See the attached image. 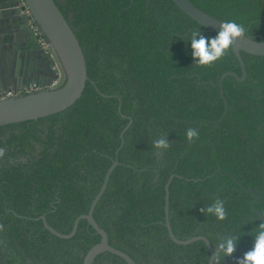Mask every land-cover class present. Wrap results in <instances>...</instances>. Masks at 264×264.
Instances as JSON below:
<instances>
[{
	"label": "trees",
	"instance_id": "trees-1",
	"mask_svg": "<svg viewBox=\"0 0 264 264\" xmlns=\"http://www.w3.org/2000/svg\"><path fill=\"white\" fill-rule=\"evenodd\" d=\"M82 49L88 80L81 97L57 114L0 127V264H82L100 236L80 220L116 159L93 211L108 244L136 264H207L203 236L240 237L236 260L253 246L264 216V57L232 49L211 68L194 65L190 34L199 26L171 0H53ZM264 41V0H190ZM199 137L189 142L186 131ZM122 136V137H121ZM167 149H155L159 138ZM123 141V144H121ZM118 153L116 154V151ZM160 153L157 155V153ZM216 199L227 219L202 213ZM92 264H126L105 252Z\"/></svg>",
	"mask_w": 264,
	"mask_h": 264
},
{
	"label": "water",
	"instance_id": "water-1",
	"mask_svg": "<svg viewBox=\"0 0 264 264\" xmlns=\"http://www.w3.org/2000/svg\"><path fill=\"white\" fill-rule=\"evenodd\" d=\"M171 1L199 26L210 32L218 33L220 24L223 23V21L218 20L200 10L194 6L190 0ZM22 2L30 13L28 16L22 13L20 2L15 0H10V2L0 0V24H18L20 19L24 21L29 33H31L38 51L44 55V61L46 62V77L44 79L45 82L25 80L17 83L13 76L8 77L4 74H0V92L12 91L17 94L20 89L30 87V85L37 89L34 93L15 95L12 98L0 101V127L45 118L66 110L81 97L85 84L88 80L85 58L79 42L54 1L22 0ZM30 19H32L38 26L40 34L48 43L46 50L43 48L41 43L38 42V36L35 35L30 28L28 24ZM231 49L239 63L241 76H238L233 72L224 73L218 80L219 87H221L222 81L227 76L233 77L239 82L245 80L246 72L241 52L253 56L264 57V41H255L247 35L245 38L237 40ZM121 144H123V141H121ZM117 153L118 150L116 151V154ZM117 164L118 162L115 159L107 170L102 186L91 202L88 212L75 219L70 233L61 234L55 231L47 224L44 216L41 217L44 228L51 234L61 239H69L73 237L80 220H85L88 225H90L100 236V241L88 250L84 256L82 264H92L96 256L105 252L120 257L126 264H136L127 254L111 247L108 244L107 233L100 228L93 217L95 205L105 191L110 173ZM171 179L172 176L165 185L164 212L165 226L168 231V236L174 243L179 245H188L198 240L203 241L209 253L207 262V264H209L213 255V249L208 239L203 236H197L182 241L176 239L172 233L171 226L168 221V185ZM247 191L251 193L253 197V201L251 203L252 211L258 216L260 221L264 222V216L253 208V205L258 200L257 195L253 192V190Z\"/></svg>",
	"mask_w": 264,
	"mask_h": 264
},
{
	"label": "clouds",
	"instance_id": "clouds-1",
	"mask_svg": "<svg viewBox=\"0 0 264 264\" xmlns=\"http://www.w3.org/2000/svg\"><path fill=\"white\" fill-rule=\"evenodd\" d=\"M246 37V29L243 25L235 21H225L220 24L218 33L213 38H207L199 30L192 31L190 34L191 55L194 65L199 67L211 68L215 63L225 57L235 42ZM186 139L192 142L199 137L198 131L189 127L186 131ZM169 141L162 137L154 141L155 149H167ZM160 153L158 152L157 155ZM5 156V150L0 147V159ZM202 213L212 215L218 222L225 221L227 210L224 201L216 199L206 209H200ZM0 225V229H2ZM253 246L251 250L244 253L241 258L236 260V264H264V222L259 223L254 230ZM240 237L227 235L219 238V242L209 264H221L225 258L232 257L236 251L237 241Z\"/></svg>",
	"mask_w": 264,
	"mask_h": 264
},
{
	"label": "crops",
	"instance_id": "crops-1",
	"mask_svg": "<svg viewBox=\"0 0 264 264\" xmlns=\"http://www.w3.org/2000/svg\"><path fill=\"white\" fill-rule=\"evenodd\" d=\"M45 64L44 55L38 51L22 19L18 24H0V74L13 76L17 83L45 82Z\"/></svg>",
	"mask_w": 264,
	"mask_h": 264
},
{
	"label": "built area",
	"instance_id": "built-area-1",
	"mask_svg": "<svg viewBox=\"0 0 264 264\" xmlns=\"http://www.w3.org/2000/svg\"><path fill=\"white\" fill-rule=\"evenodd\" d=\"M15 1L20 2V7L22 8V13L28 16L30 13H29L28 9L25 7L22 0H15ZM28 24H29L30 28L32 29V31L34 32V34L38 36V42L41 43L43 48L46 50L48 43L45 41L44 37L40 34L38 26L34 23V21L32 19L29 20ZM35 91H37V89L34 88L33 86H30L27 88L20 89L17 92V94L13 93L12 91L0 92V101L3 99L12 98L15 95H26V94L34 93Z\"/></svg>",
	"mask_w": 264,
	"mask_h": 264
}]
</instances>
